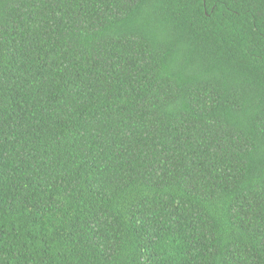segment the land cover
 I'll return each mask as SVG.
<instances>
[{"label":"trees","instance_id":"trees-1","mask_svg":"<svg viewBox=\"0 0 264 264\" xmlns=\"http://www.w3.org/2000/svg\"><path fill=\"white\" fill-rule=\"evenodd\" d=\"M0 264H264V0H0Z\"/></svg>","mask_w":264,"mask_h":264}]
</instances>
